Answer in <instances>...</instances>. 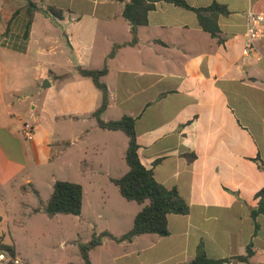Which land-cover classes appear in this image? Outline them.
<instances>
[{"label": "crops", "instance_id": "0c3cea01", "mask_svg": "<svg viewBox=\"0 0 264 264\" xmlns=\"http://www.w3.org/2000/svg\"><path fill=\"white\" fill-rule=\"evenodd\" d=\"M184 1L227 7L218 38L195 12L165 1L155 2L133 41L123 16L130 0H0V203L8 208L20 181L33 184V162L66 168L69 132L75 145L84 125L99 130L92 114L101 95L76 69L107 67L110 103L102 119L133 117L141 163L189 206L168 216L166 236L109 238L102 244L107 264H186L202 251L232 259L248 246L249 263L226 264H264V214H251L264 188V37L243 54L247 13H264V0ZM31 3L57 7L63 18ZM24 124L34 127L30 140ZM93 164H86L92 182L115 179L110 157Z\"/></svg>", "mask_w": 264, "mask_h": 264}, {"label": "rangeland", "instance_id": "374dc122", "mask_svg": "<svg viewBox=\"0 0 264 264\" xmlns=\"http://www.w3.org/2000/svg\"><path fill=\"white\" fill-rule=\"evenodd\" d=\"M91 125L90 122L84 125L86 136L75 145H71L73 131L66 135L63 143L66 145V168L61 169L55 161L41 166L33 162L28 170L33 184L20 181L24 188L21 190L18 185L16 193L8 197V208L0 203V238L3 244L15 247L17 261L13 260L14 264H82L80 243H88L95 234L107 230L121 236L132 229L131 215L141 206L125 199L108 178L95 183L86 175L89 172L86 164L94 163L95 166L98 160L107 157H110V175L115 178L125 175L129 170L124 159L129 139L120 131L99 128L92 131ZM58 180L84 187L80 216L59 214L50 217L44 212L43 204L48 202L53 184ZM102 195L107 197H100ZM108 241L105 237L102 244ZM102 244L90 252L94 264H107L109 250ZM10 260L6 254V260L0 264Z\"/></svg>", "mask_w": 264, "mask_h": 264}, {"label": "trees", "instance_id": "16d2710c", "mask_svg": "<svg viewBox=\"0 0 264 264\" xmlns=\"http://www.w3.org/2000/svg\"><path fill=\"white\" fill-rule=\"evenodd\" d=\"M124 2L125 0H119ZM165 1L176 6L193 11L197 14L200 24L212 37H219V28L217 20L219 16H227L230 14L226 6L214 3L207 8H195L190 6L184 0H130L125 3L123 16L132 25L133 41L137 39V29L139 26L148 23V14L155 9V2ZM31 8L41 10L44 14L61 20L63 11L54 6H48L46 9H38L34 3H31ZM32 13L30 18L32 22ZM116 46L112 51L111 56L115 54ZM77 72L83 78H89L94 83L95 87L101 95L100 105L92 114L97 127L103 130L120 131L124 133L128 139V148L125 153V161L129 167L128 172L120 178L112 179V182L119 188L121 195L128 201L137 202L142 208L136 215L132 229L119 238L114 237L109 232L95 234L92 240L88 243H80L82 264H93L91 261L90 252L100 246L103 238L108 237L118 242L132 241L140 235H168V216L171 214L184 215L189 212L187 202L179 195L177 190H168L154 177L153 170L147 169L140 161L138 155V143L136 139L135 119L131 116H124L120 120L104 121L103 114L109 107L110 93L107 84L103 78L106 76L107 67L102 69H87L81 66L77 67ZM264 168V162H262ZM258 206L252 211V217L257 218L264 214V188L258 194ZM84 204V188L81 184L68 181H56L52 188L51 196L46 204H43L44 212L50 216L75 215L82 214ZM2 218L0 216V222ZM0 252L7 254L11 260L7 264H14L17 261L16 249L14 246H8L2 243L0 238ZM254 255L251 246L247 247L246 255L236 256L232 259L215 260L208 257L203 251L195 259L186 264H226L233 261L235 263H249ZM15 262H14V261ZM74 264V263H71Z\"/></svg>", "mask_w": 264, "mask_h": 264}, {"label": "built area", "instance_id": "2783aa9c", "mask_svg": "<svg viewBox=\"0 0 264 264\" xmlns=\"http://www.w3.org/2000/svg\"><path fill=\"white\" fill-rule=\"evenodd\" d=\"M264 37V13H247V29L245 33L244 56L248 57L256 48V42ZM34 127L24 124L23 133L27 139L33 136ZM6 260V254L0 252V262Z\"/></svg>", "mask_w": 264, "mask_h": 264}]
</instances>
